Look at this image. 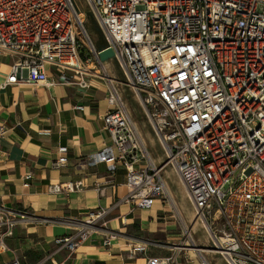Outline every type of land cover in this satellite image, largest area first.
Segmentation results:
<instances>
[{
	"label": "built area",
	"instance_id": "built-area-1",
	"mask_svg": "<svg viewBox=\"0 0 264 264\" xmlns=\"http://www.w3.org/2000/svg\"><path fill=\"white\" fill-rule=\"evenodd\" d=\"M86 1L106 34L103 48L95 46L75 0H0V54L13 58L0 91L20 83L53 85L52 66L63 69L61 82L70 80L71 70L88 87L89 64L109 77L100 55L112 49L166 158L157 161L129 101L111 82L115 107L104 117L111 145L81 163H106L113 173L125 168L126 202L146 209L160 198L177 212L183 240L172 244L174 253L149 257L146 264H180L181 252L188 262L197 254L201 264H215L210 256L226 264H264V0ZM67 152L59 148L53 167L68 165ZM167 168L185 186L208 243L183 221L167 189ZM85 186L79 179L67 190ZM47 187L64 190L59 183ZM110 211L102 206L68 220L75 230L57 237L58 249L77 251L99 232L104 246L113 245L118 232L109 226ZM25 218L23 211L0 206V249L8 248L3 238ZM145 249L138 244L130 251Z\"/></svg>",
	"mask_w": 264,
	"mask_h": 264
},
{
	"label": "crops",
	"instance_id": "crops-1",
	"mask_svg": "<svg viewBox=\"0 0 264 264\" xmlns=\"http://www.w3.org/2000/svg\"><path fill=\"white\" fill-rule=\"evenodd\" d=\"M12 63V57L0 54V82L10 73ZM104 63L109 77L100 66L92 65L88 87H81L79 76L71 70H66L68 76L73 75L70 80L61 82L63 69L52 66L48 75L55 81L53 85L20 83L0 91V129L6 130L0 133V206L26 213L13 228V235L3 238L8 248L0 249V264L14 259L21 264H146L149 257L174 253L172 244L183 240V224L169 204L159 198L151 208L143 209L125 201L130 193L125 168L113 173L106 163H81L111 145L104 121L115 107L109 102L111 82L129 101L137 129L157 161L166 158L127 71L115 57ZM80 105L83 111L76 108ZM62 146L68 147L69 163L59 169L53 162ZM27 174L32 175L30 180L25 179ZM173 174L181 187L170 186L168 176ZM165 178L183 221L201 232L199 242L205 244L208 236L199 218L195 220L196 211L177 204L176 196L193 207L178 174L169 168ZM79 179L86 185L83 190L69 192L67 183ZM51 183L61 184L63 192L50 193L47 186ZM102 206L111 208L109 226L118 232L113 245L104 246L105 236L99 232L83 241L77 251L59 250L57 237L75 230L68 220L84 219L89 211ZM138 244L146 245V249L133 254L130 250ZM179 258L180 264H201L195 253H191L189 262L182 252ZM213 262L225 264L219 256Z\"/></svg>",
	"mask_w": 264,
	"mask_h": 264
},
{
	"label": "rangeland",
	"instance_id": "rangeland-1",
	"mask_svg": "<svg viewBox=\"0 0 264 264\" xmlns=\"http://www.w3.org/2000/svg\"><path fill=\"white\" fill-rule=\"evenodd\" d=\"M75 2L77 4V6H78L79 12H81L82 17H83V19L85 21L86 29L89 32V35L91 36L92 40H94L93 42H94L95 46L97 48H101V47L106 46L108 44V41H107V38H106V34H105L103 28L101 27V25L99 24L98 19H97L95 13L93 12L94 10H92V8L89 6V4H88V2L86 0H75ZM88 68H89L88 69L89 72L92 71L90 69V68H92V65H89ZM137 107L140 110L142 109L140 103H138ZM167 170H169V168ZM168 178H169L168 181H169V184H170L171 187H172V185L176 186L177 188L181 187V183L179 182V180H178V178H177V176L175 174H173L172 176H168ZM176 198L178 200V201L176 200L178 206H182L183 207V205H184L186 208L190 209V211L195 212L196 209H194L191 206L189 207L190 204L186 203L183 198L180 199L177 196H176ZM181 200H182V202H181ZM190 225L191 224L189 223V226ZM192 227L194 228V225ZM179 230H180V228H179ZM194 235H195L196 239H198V241H199L200 240L199 237H201V232L195 231ZM206 238H207V236H206ZM209 259L212 262L215 260V258H213L212 256H210Z\"/></svg>",
	"mask_w": 264,
	"mask_h": 264
},
{
	"label": "water",
	"instance_id": "water-1",
	"mask_svg": "<svg viewBox=\"0 0 264 264\" xmlns=\"http://www.w3.org/2000/svg\"><path fill=\"white\" fill-rule=\"evenodd\" d=\"M100 57H101V59H102L103 61H105V60H107V59H109V58L114 57V52H113L112 49L105 50V51H103V52L101 53Z\"/></svg>",
	"mask_w": 264,
	"mask_h": 264
},
{
	"label": "bare ground",
	"instance_id": "bare-ground-1",
	"mask_svg": "<svg viewBox=\"0 0 264 264\" xmlns=\"http://www.w3.org/2000/svg\"><path fill=\"white\" fill-rule=\"evenodd\" d=\"M196 219L198 220V215H197V214H195V220H196ZM193 221H194V220H193ZM196 223H197V222H196Z\"/></svg>",
	"mask_w": 264,
	"mask_h": 264
}]
</instances>
